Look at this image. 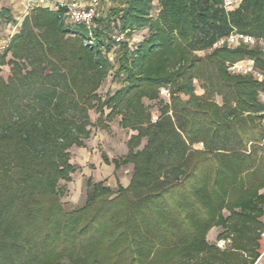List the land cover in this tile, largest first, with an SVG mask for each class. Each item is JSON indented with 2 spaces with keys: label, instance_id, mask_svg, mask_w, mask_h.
Masks as SVG:
<instances>
[{
  "label": "trees",
  "instance_id": "trees-1",
  "mask_svg": "<svg viewBox=\"0 0 264 264\" xmlns=\"http://www.w3.org/2000/svg\"><path fill=\"white\" fill-rule=\"evenodd\" d=\"M114 1L92 43L66 8L36 6L0 53V67L11 66L8 79L0 74V264H255L264 84L228 63L264 61L258 49L214 45L234 30L264 37V0L233 9L226 0ZM11 22L1 7L0 24ZM116 47L122 86L102 97ZM163 87L170 104L152 122L146 100L161 99ZM119 116L137 133L126 156L102 157L115 170L133 164L129 185L89 179L85 204L67 209L60 182L78 168L70 149ZM216 226L231 240L225 249L208 240Z\"/></svg>",
  "mask_w": 264,
  "mask_h": 264
},
{
  "label": "rangeland",
  "instance_id": "rangeland-1",
  "mask_svg": "<svg viewBox=\"0 0 264 264\" xmlns=\"http://www.w3.org/2000/svg\"><path fill=\"white\" fill-rule=\"evenodd\" d=\"M116 2L114 0H101V7L99 9L98 16V28L102 29V23L104 22L106 16H108L109 11ZM6 6L11 8V2L9 0H0V7ZM12 10V15L17 20V23L11 22L8 24H0V53L4 51L5 45L10 41L12 35L18 30L20 21L17 13ZM102 16L104 19L102 20ZM18 17V18H17ZM146 31V30H145ZM144 30L138 31L135 33L132 43H136L139 40L143 39L145 35ZM115 34H113L114 36ZM126 34H124V39ZM202 53V52H200ZM109 60L113 63V70L110 72L108 78L104 81L102 87L99 90V94L102 97H105L108 93L114 92L118 87H121L122 84L116 77L118 70V57L117 47L113 50L107 52ZM0 74L3 75L6 79L11 74V66L4 65L0 67ZM123 76V74H121ZM196 84V94L201 95L204 93L202 88V83L198 80H195ZM218 101L221 102L220 98ZM146 104L150 106L151 111L159 114L161 109L170 104V101L162 97L159 100L149 101L146 100ZM110 110L106 109V113H109ZM91 118L93 121H96L98 118V113L95 110L90 112ZM121 117H117L111 123L109 128L102 129L98 126L91 127V137L86 140L85 147L73 146L70 149L71 152V162L78 166L77 171L72 174V179L70 181L62 180L60 182V188L63 191L64 195L62 198L63 203L67 209H75L83 206L87 200V194L90 190L88 185V180L91 179L93 183L100 181L105 182L107 185L111 186L114 190H117L118 183L126 185L132 176L133 164H127L122 166L120 169L115 170L113 164H107L104 162L102 154H106L110 159L124 157L129 152L128 142L133 134H136L137 131L124 129L120 126ZM261 122V121H260ZM262 124V123H261ZM199 143L193 145L194 148L204 149V146L199 147ZM146 144V139L142 142L139 148H143ZM261 154V157H264V149L258 148ZM227 214V212H226ZM219 231H222V228H219ZM211 232V230H210ZM216 229L214 230V235L211 236L209 242L216 244L221 249L228 247L231 240L221 239L219 240L216 236Z\"/></svg>",
  "mask_w": 264,
  "mask_h": 264
},
{
  "label": "built area",
  "instance_id": "built-area-1",
  "mask_svg": "<svg viewBox=\"0 0 264 264\" xmlns=\"http://www.w3.org/2000/svg\"><path fill=\"white\" fill-rule=\"evenodd\" d=\"M240 0H226L227 9H233ZM49 0H26V9L30 11L36 6H46L54 9L59 7L66 8V16L69 21L75 24L84 25L89 31V39L92 43L95 39L98 28L99 9L101 0H70L68 2H53L49 5ZM124 39V33L115 35V40L120 42ZM226 46L230 49L247 47L249 49H258L264 61V37H257L238 30L232 31L229 35L219 39L214 47ZM228 70L234 74L251 75L257 81L264 84V66H258L255 58H244L236 62L228 63ZM160 95L171 100V90L167 87L160 89ZM261 101L264 104V90L261 93ZM159 114L152 112V122H157ZM261 123L264 126V110L262 112ZM204 146L203 142L199 147ZM264 237V231L262 233Z\"/></svg>",
  "mask_w": 264,
  "mask_h": 264
},
{
  "label": "crops",
  "instance_id": "crops-1",
  "mask_svg": "<svg viewBox=\"0 0 264 264\" xmlns=\"http://www.w3.org/2000/svg\"><path fill=\"white\" fill-rule=\"evenodd\" d=\"M9 1L11 2V8L13 9V11H15V13H17V16H19V21L22 22L24 17L29 13V11L26 9V0H9ZM49 1L50 2L48 4L53 5V2H68L70 0H49ZM102 18H104V17L102 16ZM129 183H130V180L126 185L124 184L123 186H128ZM261 193H264V189L261 190ZM261 220L264 223V214L261 217ZM219 228L220 227H217V226L212 228L211 232L208 233V238L210 239L211 236L214 235L215 229H216V234H217L216 236H218V234L220 233ZM260 244H261V247L259 249L260 255H259L258 259L256 260L255 264H264V237H263V235L260 239Z\"/></svg>",
  "mask_w": 264,
  "mask_h": 264
}]
</instances>
